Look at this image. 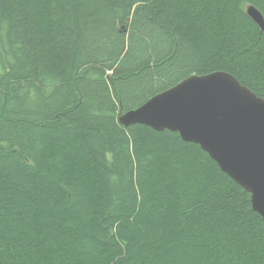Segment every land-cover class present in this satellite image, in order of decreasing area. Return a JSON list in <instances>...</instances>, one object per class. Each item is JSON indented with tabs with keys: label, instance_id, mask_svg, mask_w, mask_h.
Instances as JSON below:
<instances>
[{
	"label": "trees",
	"instance_id": "16d2710c",
	"mask_svg": "<svg viewBox=\"0 0 264 264\" xmlns=\"http://www.w3.org/2000/svg\"><path fill=\"white\" fill-rule=\"evenodd\" d=\"M249 6L264 16V0H0V264H264L250 193L179 133L118 121L217 71L264 99Z\"/></svg>",
	"mask_w": 264,
	"mask_h": 264
},
{
	"label": "water",
	"instance_id": "95a60500",
	"mask_svg": "<svg viewBox=\"0 0 264 264\" xmlns=\"http://www.w3.org/2000/svg\"><path fill=\"white\" fill-rule=\"evenodd\" d=\"M247 13L264 31L262 13L254 6ZM119 122L176 132L199 145L251 194L253 210L264 220V99L232 74L190 76L120 115Z\"/></svg>",
	"mask_w": 264,
	"mask_h": 264
},
{
	"label": "bare ground",
	"instance_id": "6f19581e",
	"mask_svg": "<svg viewBox=\"0 0 264 264\" xmlns=\"http://www.w3.org/2000/svg\"><path fill=\"white\" fill-rule=\"evenodd\" d=\"M0 67H1V66H0ZM120 114H121V113H120ZM120 114H119V115H120ZM118 121H119V120H118ZM119 124H120V123H119ZM122 126H123V125H122ZM211 159H212V158H211ZM212 160H213V159H212ZM214 162H215V161H214ZM217 165H218V164H217ZM221 171H222V170H221ZM222 172H223V171H222Z\"/></svg>",
	"mask_w": 264,
	"mask_h": 264
},
{
	"label": "rangeland",
	"instance_id": "374dc122",
	"mask_svg": "<svg viewBox=\"0 0 264 264\" xmlns=\"http://www.w3.org/2000/svg\"><path fill=\"white\" fill-rule=\"evenodd\" d=\"M0 69H1V67H0ZM143 98H144V95H143Z\"/></svg>",
	"mask_w": 264,
	"mask_h": 264
}]
</instances>
